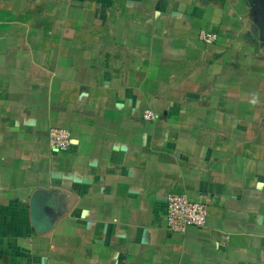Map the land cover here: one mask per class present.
<instances>
[{
  "label": "crops",
  "instance_id": "obj_1",
  "mask_svg": "<svg viewBox=\"0 0 264 264\" xmlns=\"http://www.w3.org/2000/svg\"><path fill=\"white\" fill-rule=\"evenodd\" d=\"M0 1V264H264L257 0Z\"/></svg>",
  "mask_w": 264,
  "mask_h": 264
},
{
  "label": "built area",
  "instance_id": "obj_2",
  "mask_svg": "<svg viewBox=\"0 0 264 264\" xmlns=\"http://www.w3.org/2000/svg\"><path fill=\"white\" fill-rule=\"evenodd\" d=\"M200 38L209 43L215 40V34L201 31ZM142 116L150 120L156 115L151 109H145ZM47 136L52 151H64L71 146L72 133L65 127L51 126ZM207 215L206 203L197 198L179 193H171L167 196L164 218L168 230L172 233H183L190 226L203 227L206 224Z\"/></svg>",
  "mask_w": 264,
  "mask_h": 264
},
{
  "label": "water",
  "instance_id": "obj_3",
  "mask_svg": "<svg viewBox=\"0 0 264 264\" xmlns=\"http://www.w3.org/2000/svg\"><path fill=\"white\" fill-rule=\"evenodd\" d=\"M257 1L260 7L264 9V0H257ZM32 211H33L32 226L39 232L46 230L49 227L48 220L45 217L40 216V211L37 207H34Z\"/></svg>",
  "mask_w": 264,
  "mask_h": 264
},
{
  "label": "rangeland",
  "instance_id": "obj_4",
  "mask_svg": "<svg viewBox=\"0 0 264 264\" xmlns=\"http://www.w3.org/2000/svg\"><path fill=\"white\" fill-rule=\"evenodd\" d=\"M8 2L10 3V1L8 0ZM6 6H2V1H0V9L5 8Z\"/></svg>",
  "mask_w": 264,
  "mask_h": 264
}]
</instances>
